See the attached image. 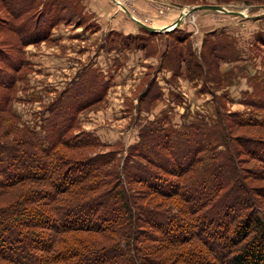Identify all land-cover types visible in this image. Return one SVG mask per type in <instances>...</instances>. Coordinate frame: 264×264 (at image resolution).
I'll return each instance as SVG.
<instances>
[{
    "label": "rangeland",
    "instance_id": "1",
    "mask_svg": "<svg viewBox=\"0 0 264 264\" xmlns=\"http://www.w3.org/2000/svg\"><path fill=\"white\" fill-rule=\"evenodd\" d=\"M204 3L224 11L189 12ZM6 7L0 0V140L28 137V125L54 141V126H64V138L78 136L62 147L67 157L125 156L154 120L178 130L195 119L211 122L217 109L233 120L240 112L259 118L249 94L255 81L264 82V0H18L16 18ZM179 12L186 14L171 29L151 34L140 25ZM38 34L44 38L31 41ZM190 51L197 62L203 54L210 61L206 76L187 74L181 58ZM231 134L234 141L264 137V127L232 122ZM86 137L96 145H81ZM241 151L242 172L260 173L264 164ZM10 189L0 192V205L18 196V187Z\"/></svg>",
    "mask_w": 264,
    "mask_h": 264
},
{
    "label": "trees",
    "instance_id": "2",
    "mask_svg": "<svg viewBox=\"0 0 264 264\" xmlns=\"http://www.w3.org/2000/svg\"><path fill=\"white\" fill-rule=\"evenodd\" d=\"M3 1L20 15L18 0ZM192 53L181 58L187 74L206 76L210 61ZM255 84L259 118L217 109L211 122L178 130L154 120L125 156L67 157L62 147L78 136L64 138V126H54V141L28 125V137L1 139L0 192L19 194L0 205V264H264V186L248 181L264 180V168L248 175L236 158L243 149L264 164V137L231 134L232 122L264 127V82ZM81 145L96 144L86 137Z\"/></svg>",
    "mask_w": 264,
    "mask_h": 264
},
{
    "label": "water",
    "instance_id": "3",
    "mask_svg": "<svg viewBox=\"0 0 264 264\" xmlns=\"http://www.w3.org/2000/svg\"><path fill=\"white\" fill-rule=\"evenodd\" d=\"M215 9V10H220V11H224L223 6L219 5V4H210V3H204V4H198L195 6H192L191 9L189 10V12L195 10V9ZM186 14V13H182L179 15V17L172 23H170L169 25L163 26L161 28H156L153 27L151 25H147L144 23L140 22V25L150 31H162V30H167V29H171L172 27H174L176 24L179 23V21L182 19V16Z\"/></svg>",
    "mask_w": 264,
    "mask_h": 264
},
{
    "label": "crops",
    "instance_id": "4",
    "mask_svg": "<svg viewBox=\"0 0 264 264\" xmlns=\"http://www.w3.org/2000/svg\"><path fill=\"white\" fill-rule=\"evenodd\" d=\"M179 14H180V12L175 14L174 16H171L166 21H163L161 23H151V24L149 23V24L152 26H155V27H163V26L168 25V24L172 23L173 21H175L178 18Z\"/></svg>",
    "mask_w": 264,
    "mask_h": 264
},
{
    "label": "built area",
    "instance_id": "5",
    "mask_svg": "<svg viewBox=\"0 0 264 264\" xmlns=\"http://www.w3.org/2000/svg\"><path fill=\"white\" fill-rule=\"evenodd\" d=\"M132 13L134 14V19L135 20H138V18L136 17V14L132 11ZM141 20V19H140ZM143 20V19H142ZM143 21H145V20H143Z\"/></svg>",
    "mask_w": 264,
    "mask_h": 264
}]
</instances>
